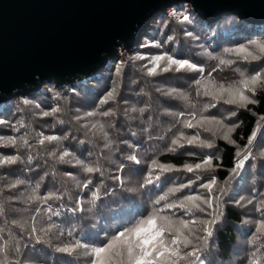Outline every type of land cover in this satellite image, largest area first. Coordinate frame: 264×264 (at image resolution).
Masks as SVG:
<instances>
[{"label":"trees","instance_id":"obj_1","mask_svg":"<svg viewBox=\"0 0 264 264\" xmlns=\"http://www.w3.org/2000/svg\"><path fill=\"white\" fill-rule=\"evenodd\" d=\"M185 15L188 21H182ZM251 41L264 42V25L246 24L237 15L209 22L200 18L189 3L174 4L151 21L137 48H120L118 58L110 60L103 73L69 85L46 82L37 93L20 95L0 104V121H3L0 137L5 138L0 140V157H20L13 165H0V244L5 241L9 244L7 251L0 254V260H5L6 264H89L83 249L69 255L58 252L57 248L74 245L76 241L99 245L107 236L146 216L152 202L169 188L195 179L191 173L169 172L156 184L141 187L152 159L181 168L184 162L196 163L205 155H214L218 157L214 163L219 165L214 172L200 173L201 179L191 188L169 199L203 193L200 186L214 176L220 186L226 187L227 194L222 197L223 216L213 226V235L202 258L205 264H247L250 253L255 250L249 243L255 221L264 219L255 210L256 202L264 199V157L260 156L264 152V121H260L257 128V121L264 116V91L258 90L254 97L257 102L247 109L217 103L203 113L224 120L226 125H238L231 139L240 148L246 145L253 131L257 133L252 145L255 158L245 161L233 175L236 146L221 139L219 133L212 137L202 129H186L177 122L190 118L191 113L199 114L204 104L213 103L208 97L196 94L194 79L201 74L173 71L147 76L143 66L149 64L151 57L168 54L203 67L204 77L211 73L217 83L227 85L239 79L234 69L254 74L264 68V58L245 62L234 56L225 57L236 62L220 69L218 60L211 57H221L225 49ZM157 43L160 47L150 46ZM141 56L146 59H139ZM114 88V99L100 105V100ZM172 88L187 94L191 104L178 95L163 94ZM53 108L60 111L51 114ZM133 108L145 111L133 112ZM109 110L115 115H85L90 111ZM232 112L237 114L232 116ZM179 113L184 115L178 116ZM96 122L105 125L111 142L107 147L103 134L90 130L91 124ZM180 131L189 136L199 131L200 139H214L215 147L200 149L186 145L174 154L167 152ZM44 136L63 139L41 144L39 141ZM8 137L16 138V146L6 142ZM21 137L27 139V145ZM129 144L134 145L140 164L126 159L134 150ZM65 150L73 155L61 162L58 157ZM188 152L195 155L190 156ZM75 159L98 166L101 171L87 174L75 165ZM89 179L92 183L84 188L83 184ZM17 180L24 183L11 187ZM37 184L40 187L35 195L44 197L55 193L59 198L46 204L31 199ZM97 188L99 199L90 203L92 192ZM249 199L253 200L252 204L247 203ZM49 207L59 215L48 213ZM174 211L177 216L183 215L179 210ZM50 226H53L51 231H46ZM260 243L264 244V240ZM261 252L264 253V248Z\"/></svg>","mask_w":264,"mask_h":264},{"label":"snow or ice","instance_id":"obj_2","mask_svg":"<svg viewBox=\"0 0 264 264\" xmlns=\"http://www.w3.org/2000/svg\"><path fill=\"white\" fill-rule=\"evenodd\" d=\"M181 19L182 21H188L189 17L185 15ZM188 35L191 36L192 34L188 33ZM150 46L160 47L158 43ZM233 56L245 62L259 61L264 58V42L251 41L248 44L236 48L225 49L224 55L221 57L211 58L218 60V68L222 69L231 67L236 62L233 59L225 58ZM139 59H146V57L141 56ZM143 67L146 69L145 75L147 76H156L159 73L173 71L178 73H200L201 76L194 79V86L197 89L196 94L197 96L208 97L213 103L204 104L199 114L191 113L190 118L184 120L178 119L177 122L182 123L183 128L186 129H202L204 132L211 133L212 137H216L219 133L221 139L236 146L237 151L235 155L237 163L232 169L233 175L238 173V170L244 166L245 161L249 160V158H255L252 157V145L257 135L256 131H253L248 137L246 145L240 148L238 145H235V141L231 139V133L235 131L238 125H226L224 120L217 119L215 116H205L203 113L207 112L209 108L216 107L217 103L233 105L243 109H247L249 105L255 104L257 101L254 97L258 90L264 91V68L251 75L246 74V72L240 68H236L234 71L238 73L239 79L226 85L224 83H217L211 77V73H209L208 77H204L203 67L187 59H176L168 54L151 57L149 59V64H145ZM216 70L217 69H213V71ZM115 93V88L109 91L107 95L100 100V105L107 104L110 100H113ZM163 94L168 96L178 95L185 102L191 104L190 97L185 93L178 92L175 88L169 89ZM192 106L195 107V105ZM59 111V108H53L51 114H55ZM132 111L143 113L145 109L141 108L137 110L133 108ZM98 114L105 117L115 115V113L110 110L103 113L90 111L85 115L86 117H94ZM236 114V112L231 113L232 116ZM44 115H49V113H44ZM177 115L183 116L184 114L179 113ZM77 119H80V117ZM260 121H264V116H261L259 121H257V128L260 126ZM0 123H3V121H0ZM209 125H214L215 127H210ZM21 127H23V124H21ZM84 127L88 126L84 125ZM92 129L102 133L103 138L107 142L105 146H109L111 142L108 139V133L104 130L105 125L100 122L92 123L90 130ZM4 139L5 138L0 137V140ZM20 139L27 145L28 141L25 137H21ZM62 139L63 137L59 136H44L39 142L41 144L45 141L59 142ZM6 142L12 146H16L17 144L16 138L13 137H8ZM186 145L198 147L200 149H211L215 147V141L214 139H200L199 131L191 136L180 131L178 135L172 139L171 145L167 148V152L174 154L179 148H184ZM128 147L134 150L126 159L135 164H140L141 161L135 154L134 145L129 144ZM187 154L190 156L195 155L193 152H188ZM72 155V153L65 150L58 159L64 162L65 158ZM52 156H56L55 152L52 153ZM260 156L264 157V152H261ZM19 159V156L14 155L0 157V165H13L17 163ZM29 159H31V157H29ZM214 160H218V157L214 155H205L199 162H184L181 168H177L173 164H165L161 163L158 159H152L141 187L156 184L160 181L163 174L169 172L191 173L194 175L195 179L189 180L187 184L182 183L176 187L169 188L164 195L159 196L152 202V209L146 216L136 219L129 226L124 227L111 236H107L105 241L101 242L99 245H89L76 241L74 245H65L64 247L57 248V251L71 255L78 249H83V254L89 258V264H205L202 254L206 250L209 239L213 235V226L217 224L223 216L221 205L223 202L222 197L227 194L226 187L220 186L217 179L213 176L200 186L204 190L203 193L185 195L174 200H170L169 198L176 196L177 193L182 192L185 188H191L196 181L201 179L200 173L214 172L216 167L219 166L214 163ZM75 165L81 167L87 174L101 171L98 166H92L80 159H75ZM116 179L119 180L120 178L116 177ZM22 183H24V181L17 180L11 187L14 188ZM91 183L92 181L89 179L83 184V187L87 188ZM39 187L40 185L37 184L36 188L33 189L34 194L31 199L42 200V202L46 204L51 199L59 198L55 193H49L44 197L35 195ZM97 199H99V188L92 192L90 203L94 204ZM237 203H240V201H237ZM247 203L252 204L253 200L249 199ZM174 210H179L183 215L177 216ZM255 210L264 216V199L256 202ZM46 211L51 213V215H59V212H52L50 207L46 209ZM197 213L200 215H196ZM255 225V230L249 241V243L255 247V250L250 253L247 264H264V253L261 252V248H264V244L260 243L264 240V219L255 221ZM51 227L53 226H50L46 231H51ZM33 232H35V229H33ZM8 247L9 244L7 241L0 244V254L5 253ZM0 264H6V261L0 260Z\"/></svg>","mask_w":264,"mask_h":264},{"label":"water","instance_id":"obj_3","mask_svg":"<svg viewBox=\"0 0 264 264\" xmlns=\"http://www.w3.org/2000/svg\"><path fill=\"white\" fill-rule=\"evenodd\" d=\"M183 2L209 22L237 15L264 25V0H0V104L103 73Z\"/></svg>","mask_w":264,"mask_h":264},{"label":"rangeland","instance_id":"obj_4","mask_svg":"<svg viewBox=\"0 0 264 264\" xmlns=\"http://www.w3.org/2000/svg\"><path fill=\"white\" fill-rule=\"evenodd\" d=\"M170 8H168L167 10H169ZM153 21V20H152ZM121 49H122V47H121ZM124 49V48H123Z\"/></svg>","mask_w":264,"mask_h":264}]
</instances>
